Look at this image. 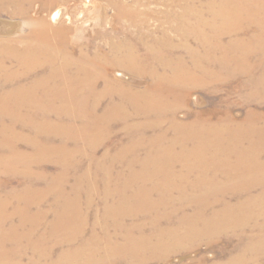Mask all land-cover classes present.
I'll use <instances>...</instances> for the list:
<instances>
[{
  "label": "bare ground",
  "instance_id": "obj_1",
  "mask_svg": "<svg viewBox=\"0 0 264 264\" xmlns=\"http://www.w3.org/2000/svg\"><path fill=\"white\" fill-rule=\"evenodd\" d=\"M3 1L27 9L30 0ZM110 1L118 7L117 19L137 22L135 9L128 11L123 1ZM61 15L59 8L52 18L56 21ZM173 17L181 21L174 28L181 30L183 39L199 46L187 44L189 60L175 55L178 45L165 33L145 55L140 56L134 44L123 58L103 64L81 55L73 69V62L66 59L67 29L52 27L40 16L30 20L28 37L40 39L41 47L29 43L24 52L0 55V136L13 131L24 117L22 129L45 137L26 142L43 155L41 161L65 163L64 170L51 176L11 171L13 164L41 161L17 148V138H0V150L8 145L11 151L9 156L0 152L6 179L18 177L21 184L0 196V264H133L169 259L204 239L209 245L217 243L227 231L239 236L229 242L241 252L231 264H264L260 261L264 257V125L252 112L244 121H214L204 110L194 111L189 121L178 118L196 83L239 79V86L253 91L245 98L254 100L256 91L264 95V0H209L204 11L187 8ZM192 17L194 24L189 23ZM112 62L152 82L145 89L132 85V80L125 83L117 77L126 76L122 71L109 73ZM11 64L17 68L11 70ZM100 81L103 90L98 89ZM34 121L50 125L36 132ZM112 124L121 125L125 137L98 156L102 134ZM80 140L87 142L86 149L69 145ZM57 143L63 144L62 151L55 148ZM91 170L95 177L88 183ZM72 174L75 187L88 183L87 193H93L89 206L101 192L105 203L100 230L97 216L92 223L89 213L82 214L71 203L79 190L58 181ZM49 197L55 203L53 218L47 221L37 213ZM61 199L65 201L57 205ZM40 226L47 229L38 231ZM30 250L34 257L23 262Z\"/></svg>",
  "mask_w": 264,
  "mask_h": 264
},
{
  "label": "rangeland",
  "instance_id": "obj_2",
  "mask_svg": "<svg viewBox=\"0 0 264 264\" xmlns=\"http://www.w3.org/2000/svg\"><path fill=\"white\" fill-rule=\"evenodd\" d=\"M51 1L52 0H30L28 3H26L25 7L27 9L7 1H3V5L0 3V55L6 56L7 53L12 54L13 52H16V50H21L24 52L26 51L29 43H33L39 47L41 44V41H39L40 39H35L33 41L30 37H28V33L33 25L30 20L36 16H40L45 18L52 27L62 26L67 29L66 44L69 56H66V59H69L70 62H73V69H75V66L77 65V63L74 61L78 60L81 55L96 57L98 62L103 64L106 62L105 60L110 59L111 61V59L123 58L127 53L129 46L134 44L137 46L136 52L140 56L145 55L148 53L150 48L155 49L157 44H160L158 42L165 33L171 37L172 41H174V45H178V50L176 51L175 55H183L187 60H189L186 53L187 44L193 48L199 46L194 41L187 43L183 39L181 30L174 28V24L181 25V21L177 19L174 20L173 16L182 14L187 8H190L192 11H204V9H208L209 0H120L126 4L127 10L129 8H133L137 11V22H133L126 17L117 19L116 15L118 12V7L110 0ZM59 8L62 11L61 19L55 21L52 18V14ZM204 16L207 17L208 14L205 12ZM195 22L196 20L193 17L189 20V23L191 24H194ZM199 49L202 51L201 48ZM61 62L62 56L61 54H58L57 64H60ZM13 67L16 69L17 65L11 64V70ZM92 68L99 67L93 66ZM118 71H122L126 76H124L125 78L122 76L117 77L121 78L123 81H125V83H129L131 80L134 81L135 84L132 83V85L140 89H145V87L152 82V78L148 76L138 77L128 70L124 65H118L117 63L112 62L109 65V73L114 76ZM238 80L239 79L230 81L228 82L229 84L219 80L196 83L189 95L188 103L184 104L179 109L178 118L189 121L192 119V114L194 111L204 110L206 112L205 116L211 117L214 121H218L220 119L224 121L228 120L229 118H232L236 121H244L248 117L249 113L252 112L253 117L258 122V124L264 125V95L256 91L253 95L255 98L254 100H249L247 97L245 98L244 95L251 92L252 89L249 87L245 88L239 86ZM98 89H104L103 81H100ZM59 103L60 102H58V104ZM105 104L107 103H104V105ZM126 108L129 110V106H126ZM213 110L217 112L216 114L211 115L212 112H214ZM25 111L27 110L22 109L21 113L25 114ZM53 112L57 113L55 110H53ZM55 116L62 118V121H66L65 116L61 115L59 112ZM8 119L9 117L7 120ZM22 120H25V118L23 117V119H21V121L16 124V127L13 129V131L9 132L7 135L0 136V138L7 136L13 137L14 140L17 138L15 143L17 148L41 161L43 155L37 154L36 149L26 142L29 138H35L44 141L45 137H39L40 134L35 133L32 130L22 129L20 127ZM38 120L41 121L42 118L38 117ZM78 121L76 124L80 123H78ZM46 124L50 125V122L43 121L38 123L34 121L33 127L36 132H40L41 127H44ZM53 126L57 128L55 125ZM58 128H63L65 131L67 127L60 126ZM105 130L106 131L102 134L103 143L99 148L100 150L98 156H102L103 153L109 148H114L118 142L122 141L126 134L125 129L122 128L121 125L116 124H112L109 130ZM15 131L21 134V137ZM59 139L60 138L58 137V141ZM69 145L73 148H87V142L85 140H80L79 142H69ZM62 146L63 144L57 143L55 148L59 151H62ZM70 146L69 148H71ZM1 150L5 156H9L11 154L8 145L5 147V149ZM113 152L114 149L112 153ZM78 156L79 154L76 155V157ZM28 163L29 162H21L18 164H13L11 171L17 170L18 172H22V175L32 172L35 174L43 173L47 176H51L52 173L55 175L65 168L64 162L60 164L59 162L54 163L52 161H47V164H45L44 161H41L40 163L33 162L32 165L27 166ZM84 165L88 166L87 160H85ZM73 174L71 177H63L62 179L59 178L58 181L63 184L65 183V188L67 187L70 190L77 188L71 183L75 181L73 179ZM94 177L95 174L93 170H91L89 173L88 183L91 182ZM6 178L7 172L4 170V164L1 163L0 196L2 197L7 195V190L10 191L13 188L20 187L21 185L18 177L17 179L14 178L16 180ZM84 180L86 181V179ZM88 183L82 185L80 188H77L79 193L72 194L71 203H73L75 207H79L82 214L89 213V217H91L90 221L92 223H95L96 218L98 217V230H100L104 224L99 220V217L101 218V215L103 214V204L105 203L104 198L102 197L99 190L100 193L96 194V196L94 195L93 197L95 200L92 202V206H89L88 198L93 193L91 191L90 193H87L86 188ZM43 185L44 183L39 184L40 187ZM96 191L97 190H95V192ZM177 194L178 193L176 192L175 195ZM48 199L49 200L43 203V205L39 206L37 214H40L42 217L44 216L43 219L50 221L53 218L52 203L54 201L51 197ZM64 201V199H61L57 205L63 204L62 202ZM13 203H15V201H11V204ZM17 204L18 203H16V205ZM36 209L37 208H34L33 210L36 211ZM39 212H43V214ZM17 220L18 218H15V221ZM89 228L90 226H88V230ZM46 229L47 228L45 226H40L38 231L42 232ZM38 234L41 233L38 232ZM238 238V235L227 231V236L223 235L220 238L221 240L217 243L209 245L207 244L206 239H204V241L202 240V242L197 247L185 251L179 250L172 254L169 259H164V257L161 260L147 259L145 262L135 261L133 264H219L221 262L225 264H231V259L236 257L241 252L236 248L234 243L231 244L229 241L231 239L237 241ZM42 247L46 248L47 244H42ZM59 250H61V248L55 251L56 257ZM26 256L27 257L23 259V262L29 261V257L30 260L34 257L31 250L27 252ZM260 261L264 262V257H261ZM56 263L78 264L80 262L74 263L63 261ZM117 264L126 263L124 261H118Z\"/></svg>",
  "mask_w": 264,
  "mask_h": 264
}]
</instances>
